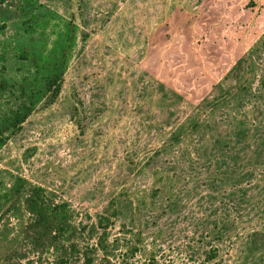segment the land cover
Listing matches in <instances>:
<instances>
[{
	"label": "rangeland",
	"instance_id": "1",
	"mask_svg": "<svg viewBox=\"0 0 264 264\" xmlns=\"http://www.w3.org/2000/svg\"><path fill=\"white\" fill-rule=\"evenodd\" d=\"M18 176L74 233L36 251L16 196L0 264H264V0H0V194Z\"/></svg>",
	"mask_w": 264,
	"mask_h": 264
},
{
	"label": "trees",
	"instance_id": "2",
	"mask_svg": "<svg viewBox=\"0 0 264 264\" xmlns=\"http://www.w3.org/2000/svg\"><path fill=\"white\" fill-rule=\"evenodd\" d=\"M243 63V60H239L238 62L240 66H243ZM58 81L59 76H56L49 82V87L50 89L53 88L55 96L60 92ZM27 115L28 113L25 112V110L16 111L12 115H7L6 124L9 123L12 127H17L25 121ZM198 127L199 124L194 125V129ZM181 138V132L179 131L176 140ZM165 149L166 148L163 147L161 150L157 151L156 156L160 155L161 151ZM163 153L165 152L163 151ZM28 185L29 182L24 177H16L11 187L0 194V211L14 197L25 195L23 202L26 210L30 214V220L27 222L25 229V238L28 243L39 252L57 250L65 254V256H68L66 254V242L71 240L74 227L72 224V213L67 202L56 201L42 186L33 185L28 187ZM25 189H27L26 194L23 193ZM69 247L74 249L75 245L70 244ZM67 262V257L62 258L63 264Z\"/></svg>",
	"mask_w": 264,
	"mask_h": 264
}]
</instances>
